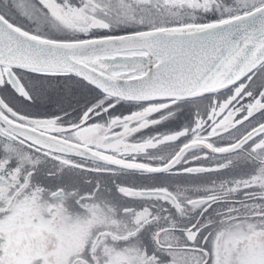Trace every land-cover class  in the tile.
Wrapping results in <instances>:
<instances>
[{
  "label": "snow or ice",
  "instance_id": "6c2138e0",
  "mask_svg": "<svg viewBox=\"0 0 264 264\" xmlns=\"http://www.w3.org/2000/svg\"><path fill=\"white\" fill-rule=\"evenodd\" d=\"M0 264H264V0H0Z\"/></svg>",
  "mask_w": 264,
  "mask_h": 264
}]
</instances>
